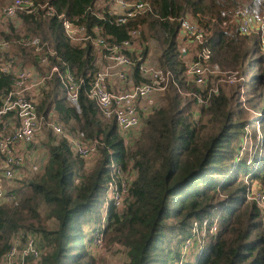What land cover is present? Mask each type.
<instances>
[{
  "label": "trees",
  "instance_id": "1",
  "mask_svg": "<svg viewBox=\"0 0 264 264\" xmlns=\"http://www.w3.org/2000/svg\"><path fill=\"white\" fill-rule=\"evenodd\" d=\"M34 1L89 28L102 26L109 42H124L133 30L139 31L143 43L157 44L158 65L174 73L179 88L173 85L161 108L142 119L133 145L126 149L116 122L105 118L88 96L101 70L92 44L72 42L61 22L44 12H23L20 24L0 27V40L11 43L5 59L45 74L40 56L51 51L52 64L68 67L83 81L77 106L68 101L58 77L47 81L38 96L39 115L100 143L94 166L87 168L65 138L50 129L44 132L46 153L39 172L9 189L16 203L0 204V261L17 234L30 232L41 235L48 246L40 264H102L84 246L85 228L101 219L110 165L115 162L125 169L133 163L138 174L130 187L129 209L119 213L110 206L105 232L108 250H128L127 264H170L193 224L212 214L219 218V231L207 239L198 264H264V222L256 203L247 199L250 182L264 187V137L252 155L237 161L248 130L257 125L251 113L262 115L260 125L264 121V55L257 36H242L234 28L226 31L213 22L220 21L222 13L231 16L243 1L261 15L264 0H136L149 2L153 13L122 26L92 14L107 0ZM9 2L0 0V8ZM186 15L203 18L213 64L238 71L245 81L252 73L244 103L240 85L221 84L219 94L208 98L210 88L201 90L187 79L184 64L190 53L182 51L178 39ZM24 39L40 40L42 51L26 46ZM133 80L142 82L136 72ZM13 88L12 80L0 72V110L4 95ZM196 95L205 97L206 104H199ZM52 220L57 222L54 230Z\"/></svg>",
  "mask_w": 264,
  "mask_h": 264
},
{
  "label": "built area",
  "instance_id": "2",
  "mask_svg": "<svg viewBox=\"0 0 264 264\" xmlns=\"http://www.w3.org/2000/svg\"><path fill=\"white\" fill-rule=\"evenodd\" d=\"M258 3L262 4V0H258ZM262 11L261 15L252 13L248 2L243 1L231 16L222 13L221 20L213 22L226 31L234 28L242 36H257L261 53L264 55V5ZM23 12L32 15L44 12L47 17L57 18L72 42L82 47L88 43L94 46L101 70L92 83L88 96L105 118L116 122L126 149L133 145L142 119L161 108L163 98L173 85L179 88L171 70L163 69L149 60V45L140 40L139 31L133 30L129 39L124 42H109L103 36L102 26L95 24L89 28L73 22L65 14L59 15L47 4H38L34 0H13L0 13V24L9 20L20 24V14ZM152 13L153 7L149 2L136 0H107L100 12L92 11L99 21L109 20L116 26L125 25L132 19ZM209 36L210 31L202 17L186 15L180 20L178 39L182 51L185 54L190 53V59L184 64L187 79L201 90L210 88L208 98L219 94L220 84L230 87L240 85V98L245 102V78L238 71H223L218 64L212 63V52L207 45ZM22 42L26 46L37 48L39 52L42 51L38 39H24ZM10 50L11 43L0 40V72L9 77L14 85V88L4 95L3 107L0 110V204L16 203V197L9 189L29 175L39 172L40 165L34 160V149L44 140L46 128L65 138L70 143L74 155L83 160L87 168L94 166L100 148L98 140L87 139L83 133L73 135L56 121L46 122L45 117L38 112L41 90L54 76L59 78L68 101L75 106L80 99L83 81L78 80L68 67L52 64L50 57H53L54 53L51 51L40 56V64L46 70V73L42 74L35 67H20L14 58L5 59L4 55ZM135 72L142 82H134ZM116 85L118 90L113 89ZM184 95L190 96V93ZM195 97L199 104H206L202 95ZM256 115L260 116L256 119V136L248 130L237 161L246 155H252L258 143L262 146V115ZM109 175L104 213L98 222L88 225V250L94 257L104 249L109 207L112 206L119 213L129 209L130 187L138 177L133 163L125 169L112 162ZM247 199L256 203L264 222V187L257 182H250ZM218 231L219 218L215 214L201 222H195L190 236L180 247L179 255L170 264H198L207 239L216 236ZM41 238L38 234L20 232L12 239L10 249L0 264H40L47 253L40 246Z\"/></svg>",
  "mask_w": 264,
  "mask_h": 264
},
{
  "label": "rangeland",
  "instance_id": "3",
  "mask_svg": "<svg viewBox=\"0 0 264 264\" xmlns=\"http://www.w3.org/2000/svg\"><path fill=\"white\" fill-rule=\"evenodd\" d=\"M12 1L13 0H10V2L8 3V5ZM2 11L3 10L0 8V13ZM9 22H11V21L9 20V21H6L4 24H0V27H2V29H5L7 27V24ZM11 23H13V22H11ZM149 47H150L149 48L150 49L149 50V60L151 62H153V63L158 64L157 57H158V55L160 53L159 47L157 46L156 43L150 44ZM251 76H252V73H250V74H248L246 76V87H245L246 88L245 89L246 92H245V96H244L245 99H246V96H247L248 89L250 88V83L249 82H250ZM222 87L223 86H221V84H220L219 88H222ZM242 103H244L243 100H242ZM162 105H163V102H162ZM251 115L253 116V120H256V119L260 118V116L255 115L254 112L251 113ZM53 121H55V120H53ZM142 122H143V120H142ZM46 130H49V128H46L45 131ZM249 131L252 133L253 136H254V134L256 135V127L255 126H253L252 129H250ZM260 131H261L260 132L261 133L260 136H263L264 137V121L261 124ZM253 145H254V143H253ZM45 153H46V150L43 147L42 143H40V145L36 149H34V157H36V158H34V160L36 159L35 162L37 164H39V165L41 164L42 159H43ZM33 175H36V174H32V175H30L28 177H34ZM103 213H104V210L102 211L101 214H103ZM49 226H50V228L52 230H54V229L57 228V222L55 220H52V221L49 222ZM88 231H89V226L85 228L86 235H87V232ZM40 246H41L42 250L45 249L46 247H48L46 245V242L45 241H42V239L40 241ZM84 246L87 249L90 248L89 243H88V240L86 238H85V241H84ZM44 251H47L48 252L49 250L47 248ZM95 259H97V261L101 262L102 264H127V262H128V250L126 248L120 247V246H114L111 250H108L106 248V243H105L104 244V249H102V251H100L99 254L95 256Z\"/></svg>",
  "mask_w": 264,
  "mask_h": 264
},
{
  "label": "crops",
  "instance_id": "4",
  "mask_svg": "<svg viewBox=\"0 0 264 264\" xmlns=\"http://www.w3.org/2000/svg\"><path fill=\"white\" fill-rule=\"evenodd\" d=\"M113 89H115V90H118V86H117V85H116V86H114V87H113Z\"/></svg>",
  "mask_w": 264,
  "mask_h": 264
}]
</instances>
